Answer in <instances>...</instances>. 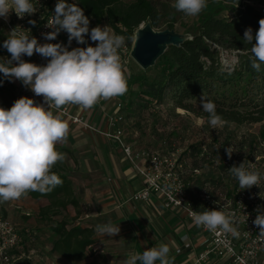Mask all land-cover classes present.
I'll list each match as a JSON object with an SVG mask.
<instances>
[{
    "label": "clouds",
    "instance_id": "1",
    "mask_svg": "<svg viewBox=\"0 0 264 264\" xmlns=\"http://www.w3.org/2000/svg\"><path fill=\"white\" fill-rule=\"evenodd\" d=\"M207 6V0H175L173 7L188 16L199 15ZM14 11L19 18L32 15L36 8L31 0H0V17L7 18ZM35 25V20H30ZM89 18L77 4L58 0L54 14L47 24L52 31L44 33L47 41L55 40L61 31L68 34V46L62 43H43L37 38L18 33L16 29L3 42V48L10 53V59L0 63V73L5 78L19 80L36 96L43 97V103H36L29 97H21L10 109L0 107V201H10L26 196L30 191L50 193L63 181L51 171L63 161L64 155L56 150L69 133V125L53 108L77 105L83 109L93 108L101 99L109 100L127 91V79L119 50L125 45V38L116 35L108 26L89 28ZM90 35L95 46L76 47L69 50L72 41L87 44ZM244 43L248 49L251 67L259 72L264 64V18L259 20V29L253 35L252 29L244 32ZM253 40L255 43L253 44ZM39 54L48 60L46 65L25 61L24 56ZM15 62V63H14ZM2 83V82H0ZM203 111L209 114V123L215 129L222 123L216 113V106L203 95L200 98ZM229 159L231 147L225 149ZM228 171L238 180L241 190L259 186L261 174L249 170L244 162L233 165ZM193 223L210 232L218 230L238 235L233 226V215L213 209L202 213L193 211ZM254 224L264 236V212L257 209ZM96 231L108 237L120 232L119 226L111 222L97 225ZM167 244H160L132 254L126 264H170Z\"/></svg>",
    "mask_w": 264,
    "mask_h": 264
},
{
    "label": "trees",
    "instance_id": "2",
    "mask_svg": "<svg viewBox=\"0 0 264 264\" xmlns=\"http://www.w3.org/2000/svg\"><path fill=\"white\" fill-rule=\"evenodd\" d=\"M72 1L96 25L107 21L116 35L129 39L130 46L141 25L149 23L158 28L166 22V12L156 0ZM218 1L236 4L232 16H221V12L216 11L204 14L198 20L197 32L192 37L179 46H168L158 58L151 69L157 71L152 78L130 76L129 84L137 83L141 87L138 95L148 104H162L170 98L176 107L209 119V114L202 107H195V101L200 102L203 93L207 100L215 104L216 113L222 121L238 124L264 122V64L259 72L251 67L248 52L251 45H246L243 39L248 28L255 36L259 20L264 18V10L246 0ZM173 28V24L169 23L168 29ZM224 53L230 58L225 60ZM0 80L8 82L3 73H0ZM0 107L7 109L4 105ZM261 133L264 136V130ZM56 150L61 153L64 148L56 145ZM51 171L59 175L62 185L47 194L30 191L22 197L47 201L40 209L42 216H58L70 208L75 210L72 220L80 222H58L53 228L55 239L51 247L53 253L60 254L65 260L81 261L87 257L88 248L95 243V227L79 218L80 200L75 190L74 170L63 159Z\"/></svg>",
    "mask_w": 264,
    "mask_h": 264
},
{
    "label": "built area",
    "instance_id": "3",
    "mask_svg": "<svg viewBox=\"0 0 264 264\" xmlns=\"http://www.w3.org/2000/svg\"><path fill=\"white\" fill-rule=\"evenodd\" d=\"M41 5L44 0H31ZM74 3L72 0H69ZM54 12L42 17L25 15L19 18L14 11L0 24L7 33L14 29L33 36L43 43H62L61 32L55 40L47 41L43 34L52 31L47 27ZM35 20L36 24L29 23ZM37 65H46L48 60L39 54H33ZM106 100L101 99L98 104ZM118 112L109 116V129L106 135L118 144L125 157L131 162L137 174L143 180V187L130 198L134 202L148 201L156 197L166 210L184 212L186 220L192 224V213L206 210H221L233 215V226L238 235L218 230L213 233L204 227H197L202 237L201 251L196 255L195 264L213 262L216 264H264V236L254 224L257 209L264 212V152L259 153L250 147L223 146L212 140L211 144H201L195 152L198 165L192 164L186 155L193 150L172 148L165 141L161 148L136 149L127 143L121 127L123 120L119 112L122 102L117 104ZM55 109V108H53ZM71 117L73 122L82 123L81 117L72 115L67 108L59 110ZM231 147L233 154L229 159L225 149ZM244 162L246 168L261 174L259 186L241 190L238 180L228 171L233 165ZM204 166L216 168L217 173H207ZM29 215V213H27ZM40 235L33 227L21 226L0 213V264H41L44 261ZM194 244L189 234L180 237L176 254L192 252Z\"/></svg>",
    "mask_w": 264,
    "mask_h": 264
},
{
    "label": "rangeland",
    "instance_id": "4",
    "mask_svg": "<svg viewBox=\"0 0 264 264\" xmlns=\"http://www.w3.org/2000/svg\"><path fill=\"white\" fill-rule=\"evenodd\" d=\"M129 2L131 0H123ZM159 6L166 12V22L161 24L155 30L168 29L169 23L173 24L172 29L178 35L190 38L197 32L198 20L204 14L210 11L221 12V16L230 17L233 11L237 8L236 4H229L220 2L218 0H207L206 8L197 16H188L183 12L177 11L173 5L175 0H156ZM58 0H44L41 5L34 3L36 12L33 15L42 17L48 13V11L54 12L55 5ZM67 3L72 4L71 1L66 0ZM247 3L264 10V0H246ZM94 22L90 21L89 28L96 27ZM99 26H108L107 21H104ZM113 32V30L109 27ZM63 40L68 46V34L61 31ZM10 36L5 30L2 24H0V63H5L7 59H10V53L3 48V42ZM87 44H77L75 40L72 41L69 46V50L76 47H87L89 45L95 46V42H92L90 35L85 37ZM135 40V38H134ZM133 40V41H134ZM134 44V42H133ZM133 45L130 46L129 39L125 38V45L119 50L121 62L124 66L125 76L127 79V91L125 94L115 97L116 100H120L123 104L120 108V113L123 116L121 121V127L126 135L127 143L132 142L136 149L145 148H161L163 142H167L169 147L184 149L189 147L193 152L186 157L194 165L199 164V160L196 159L195 152L201 144H211L212 140H216L222 143L223 146L233 145L235 147H250L257 148L259 153L264 152V136L262 131L264 130V122L260 123H242L222 121L215 129L210 125L209 119L196 115L185 109L178 108L170 98H166L162 104L158 103H146L145 99L141 97V87L137 83L129 84L130 76L145 75L148 78H152L157 71L151 70L152 67L144 69L140 66L132 57L131 51ZM225 60L230 58L229 54H223ZM23 59L28 62L35 63L34 58L24 56ZM15 63V62H14ZM0 106H5L10 109L15 100L21 97H29L34 99L36 103H42L41 96H36L29 87H26L19 80L8 79V82L4 83L0 80ZM10 83L12 85H10ZM111 104V103H109ZM195 107L201 108L200 102L195 101ZM82 123L85 128L96 131V128L88 124L84 119ZM110 130V129H109ZM102 135L109 139L106 132H101ZM125 139V140H126ZM82 145L87 148L88 141L82 139ZM64 150L61 153L64 155L65 161L68 165L76 168L77 156L72 150L67 147H61ZM76 152V150L73 149ZM113 153V152H112ZM78 164V163H77ZM204 170L212 174L217 173L216 168L204 166ZM75 190L82 182L84 183V175L79 172L78 169L74 170L73 174ZM134 202V201H132ZM47 204V201H33L30 199L23 200H10L0 201V213L4 214L11 220L17 222L21 226H31L38 231L40 235V243L42 246L46 244L51 248L52 242L55 239L53 233L54 226L61 221H67L70 224L80 222L72 220L73 209L70 208L62 215L42 216L40 209ZM29 213V215H27ZM83 223H86L82 221ZM89 223V222H88ZM93 225L92 223H89ZM95 243L88 248L87 257L81 261L71 262L65 260L60 254L56 255V264H88L90 262H102V264H120L121 260L118 257H125V255L116 254L121 252L111 251L104 243L100 242L98 234L95 229ZM53 252V251H52ZM50 253V252H48ZM51 258V257H50ZM118 258V259H117ZM123 261V260H122ZM127 259H124L126 263ZM112 262V263H111Z\"/></svg>",
    "mask_w": 264,
    "mask_h": 264
},
{
    "label": "crops",
    "instance_id": "5",
    "mask_svg": "<svg viewBox=\"0 0 264 264\" xmlns=\"http://www.w3.org/2000/svg\"><path fill=\"white\" fill-rule=\"evenodd\" d=\"M119 102L121 101L114 97L104 103H97L91 109H83L77 105L62 107V109L67 108L72 115L84 119L96 128L97 132L73 122L71 117L59 110L52 109L54 114L60 115L69 125L66 141L58 143L57 146L67 147L72 150L71 153L76 154L78 164L75 162L76 168L71 165L70 167L72 170L78 169L85 176V182L76 188L80 200L79 218L86 223H92L95 229L97 225L108 222L120 227V232L113 237L96 231L101 243L106 241L107 243L104 244L111 251L125 255L118 257L123 260L120 264H126L124 259L128 260L130 255L140 254L160 244L169 246L170 264H195L196 255L201 251L202 235L194 224L186 220L184 212L163 209L160 200L156 197L140 202H132L130 199L133 193L143 187V180L118 144L105 138L101 133L108 131L109 116L118 112ZM124 137L126 139V135ZM82 139L88 141L87 148L82 145ZM128 143L133 146L132 142ZM73 211V214H76L75 210ZM186 233L193 240L194 250L178 255L176 249L180 245V237ZM42 253L44 261L41 264H56L53 261L56 255L52 252V247L44 244ZM91 263L102 264V262L88 264ZM156 264H159V261Z\"/></svg>",
    "mask_w": 264,
    "mask_h": 264
},
{
    "label": "water",
    "instance_id": "6",
    "mask_svg": "<svg viewBox=\"0 0 264 264\" xmlns=\"http://www.w3.org/2000/svg\"><path fill=\"white\" fill-rule=\"evenodd\" d=\"M186 39L172 29L155 30L151 24H143L135 34L131 55L140 66L148 69L155 65L168 46H179Z\"/></svg>",
    "mask_w": 264,
    "mask_h": 264
}]
</instances>
